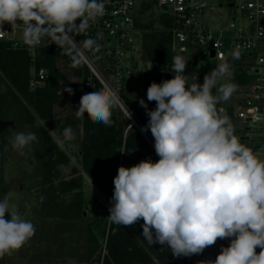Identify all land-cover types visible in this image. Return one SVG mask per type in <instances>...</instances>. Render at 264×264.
<instances>
[{"label":"clouds","instance_id":"obj_1","mask_svg":"<svg viewBox=\"0 0 264 264\" xmlns=\"http://www.w3.org/2000/svg\"><path fill=\"white\" fill-rule=\"evenodd\" d=\"M104 14V0H0V31L5 23L20 29L22 43L29 48L55 44L77 67L85 60V50L99 47L88 30ZM79 35L86 38L77 41ZM186 64L185 56H174L173 78L153 81L147 88L154 109L139 100L149 118L141 131L150 130L159 160L118 168L107 219L123 226L143 220L144 239L168 246L177 258L200 255L228 239L230 244L221 246L215 260L198 264H264V159L241 142L231 118L218 107L237 91L227 79L231 65L221 59L203 83L198 77L189 83ZM64 91L74 94L71 88ZM117 106L132 119V111L105 84L81 96L75 116L87 114L92 122L111 126ZM62 137L73 140V128L65 127ZM37 141L32 131H14L10 143L23 156ZM10 199V193L0 199V258L21 249L36 232Z\"/></svg>","mask_w":264,"mask_h":264},{"label":"trees","instance_id":"obj_2","mask_svg":"<svg viewBox=\"0 0 264 264\" xmlns=\"http://www.w3.org/2000/svg\"><path fill=\"white\" fill-rule=\"evenodd\" d=\"M154 1H144L143 7L150 8ZM158 21L159 25L169 26L167 19L159 18ZM145 26L149 27L148 24ZM144 39L145 48L147 47L141 56L144 70H170L173 57L176 56L170 49V32L165 29H151L144 32ZM59 60L76 77L81 78L82 95L102 87L98 81L94 80L91 88H84L83 82L90 75L89 69L83 62L77 67H72L70 54L55 44L40 45L37 55L32 60L27 50L13 47L10 42L0 40V84L3 78L8 83L6 90L0 91V189L5 185L4 113L12 104L25 103L26 107L22 105V108H24L25 121L28 124L35 119L29 112L30 110L37 118L45 122L47 129H52L54 103L59 90L67 84L64 73L57 66ZM33 66L35 69L43 68L46 74L44 83L38 87H30L28 84ZM214 68V65L210 63L200 66L198 82L203 83L204 76ZM140 74L141 70L136 66L129 79L124 81L122 88H129L131 79H140ZM245 78L236 73L232 81L238 86L245 81ZM124 105L132 111V118L140 130L130 126L129 120L118 106L113 109L111 126L94 123L87 117V114L81 118L82 142L79 151L81 169L103 196L110 201V204L114 190L113 180L120 157L129 167L148 158H151L153 162L159 160L151 145L154 138L150 130L146 133L141 131L149 119L145 109L129 98L124 100ZM227 114L230 117V107H228ZM40 142L42 179L44 183H53L60 172L61 165L68 163L69 157L47 130L41 133ZM74 173L75 171H72V174ZM59 186L65 193L77 194L82 184L78 178L70 177L62 180ZM73 208L72 204L68 206V209L64 208L65 214L71 216ZM140 221L143 224V220ZM106 227L102 231L105 238L104 250L94 259L97 264H198L200 262L198 257L201 254L174 259L168 246L150 245L142 235V228L138 230V237H136L127 226L117 225L108 220ZM222 245L225 246L222 240L216 242V251H211L210 260H215Z\"/></svg>","mask_w":264,"mask_h":264},{"label":"rangeland","instance_id":"obj_3","mask_svg":"<svg viewBox=\"0 0 264 264\" xmlns=\"http://www.w3.org/2000/svg\"><path fill=\"white\" fill-rule=\"evenodd\" d=\"M140 3L141 0H138L137 7H141ZM158 15L159 7L153 3L150 8H143L139 19L148 24L149 27L156 28L159 26ZM234 16L232 7L215 6L213 11H208L205 14L204 20L214 29L225 26L226 22ZM8 31V38L21 40L22 32L20 29L12 30L9 26ZM75 39L77 41L82 40L79 36H76ZM145 50L147 47H144ZM90 51L85 50V52ZM188 54L190 55V65L185 70V75L189 76V83L193 82L192 77H198V63L206 61L216 67L221 61L208 58L202 60L198 55H193L191 51ZM141 58L136 57L132 67L138 66V69L143 72L147 69L144 70ZM225 60L231 65V76L227 79L233 83L234 74L243 70V67L238 66L230 59ZM127 64L131 66L130 62ZM57 66L64 73L67 84L59 90L55 100L52 129H47L45 122L37 118L30 110L29 112L35 119L28 124L25 121L24 108H22V105L26 107L25 103L12 104L4 113L5 185L0 189V199L10 193V203L15 204L21 215L32 221L36 227V232L21 249L13 252L10 256L5 255L0 258V264H97L94 259L104 250L105 238L102 231L107 228L110 201L103 196L82 171L80 164L81 119L75 116V110L79 106L83 92L82 80L66 68L61 60L57 62ZM96 68L102 71L100 65H97ZM169 72L172 76L174 75L171 70ZM131 80L130 87L122 88L118 95L123 102L129 98L139 104V100L145 98L147 91L141 88L140 79L132 78ZM7 87L8 83L3 78L0 91H5ZM65 88H71L74 94L69 95L68 92L64 91ZM240 91L241 88L237 86V91L232 98L218 105V107H223L226 113L230 107V118L239 137L244 127L242 120L236 117L239 110L237 95ZM213 92L215 95L216 89ZM68 126L73 128L75 137L71 141H64L62 133L64 128ZM43 130H47L52 135L59 147L69 157V162L61 165L60 172L53 183H44L42 179L40 135ZM14 131H32L38 138L37 142L25 149L23 156L11 146L10 140ZM151 144L154 146V141H151ZM72 171L75 173L72 174ZM70 177L81 180L82 187L77 194L74 192L65 193L59 186L62 180ZM70 204L74 208L72 215L68 216L65 214L64 208L68 209ZM6 218H10L7 213ZM141 225L142 222L139 221L135 225L127 227L138 237V230L142 228ZM256 251L259 253L260 249L257 248Z\"/></svg>","mask_w":264,"mask_h":264},{"label":"built area","instance_id":"obj_4","mask_svg":"<svg viewBox=\"0 0 264 264\" xmlns=\"http://www.w3.org/2000/svg\"><path fill=\"white\" fill-rule=\"evenodd\" d=\"M137 1L104 0L105 14L93 22L88 30V35L97 39L99 47L83 53V63L90 71L83 82L84 88H91L95 80L101 86L107 84L118 93L135 69L132 67L135 58L141 57L144 52V32L165 29L171 35L172 52L188 56L186 69L190 65L189 51L202 60L230 59L243 67L238 73L246 78L238 85L241 91L237 95L239 110L236 113V117L244 124L240 139L264 159V0H155L154 4L159 7L158 19H167L169 22L167 27L159 25L156 28L146 27L139 19L143 3L148 0H141V7H137ZM215 6L232 7L235 16L225 26L213 29L204 16L208 11H213ZM9 26L7 23L3 25L0 40L27 50L33 60L39 46L29 48L22 40L8 38ZM79 37L82 40L86 38L84 35ZM211 52L213 56H210ZM234 53L238 54L237 59L233 58ZM205 63L208 62L198 63V68ZM97 65L102 71L97 70ZM141 75L142 72L140 80ZM45 78L44 69H35L33 66L28 84L30 87L41 86ZM256 116L261 119H254ZM122 165L129 167L120 157L116 175ZM222 241L225 247L230 244L228 239ZM211 251V247L206 248L198 260H210Z\"/></svg>","mask_w":264,"mask_h":264},{"label":"water","instance_id":"obj_5","mask_svg":"<svg viewBox=\"0 0 264 264\" xmlns=\"http://www.w3.org/2000/svg\"><path fill=\"white\" fill-rule=\"evenodd\" d=\"M76 23L78 25L80 23V20H77ZM183 56H185L186 61L188 63V56L187 55H183ZM210 56H213V52L210 53ZM167 79H171V73L168 71H150V70L143 71L142 75H141V88L144 91H147V88L150 86V84L153 81L160 83L163 80H167ZM144 101L148 104L149 110H152L156 107V103L154 101L153 102L147 101V95L145 96ZM120 109L124 112L123 108L120 107ZM129 123H130V125L134 126L138 130H140L139 126L136 124V122L134 121L133 118L129 120ZM152 147L154 149L153 145H152ZM212 251L215 252L216 248L213 247Z\"/></svg>","mask_w":264,"mask_h":264},{"label":"crops","instance_id":"obj_6","mask_svg":"<svg viewBox=\"0 0 264 264\" xmlns=\"http://www.w3.org/2000/svg\"><path fill=\"white\" fill-rule=\"evenodd\" d=\"M152 145V144H151ZM211 248H213V247H215V245H213V246H210ZM174 259H177L176 257H174Z\"/></svg>","mask_w":264,"mask_h":264}]
</instances>
